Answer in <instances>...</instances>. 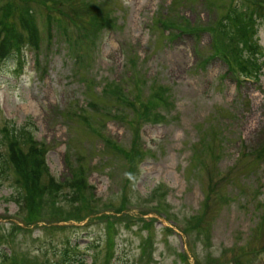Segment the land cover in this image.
I'll return each instance as SVG.
<instances>
[{
	"label": "rangeland",
	"instance_id": "obj_1",
	"mask_svg": "<svg viewBox=\"0 0 264 264\" xmlns=\"http://www.w3.org/2000/svg\"><path fill=\"white\" fill-rule=\"evenodd\" d=\"M234 10L254 83L214 49ZM11 30L0 130L25 124L56 186L29 212L2 165L0 264H264V0H0Z\"/></svg>",
	"mask_w": 264,
	"mask_h": 264
},
{
	"label": "trees",
	"instance_id": "obj_2",
	"mask_svg": "<svg viewBox=\"0 0 264 264\" xmlns=\"http://www.w3.org/2000/svg\"><path fill=\"white\" fill-rule=\"evenodd\" d=\"M240 6L241 5L238 7ZM232 13L233 15L230 17L228 23H221L216 30L214 49L216 50L217 54H220L222 57L226 56L228 59L231 58V67L237 75L257 81L255 78V68L259 70L260 66L257 67L255 64V55L260 53V48L255 47L254 44L250 43L248 40V29L245 19L242 18L244 14L239 10H234ZM29 26L33 30L31 25ZM91 26L98 27L97 24H92ZM227 26L235 27L234 34L238 35L241 48L243 47V50L241 48L238 49L237 47H234L235 50H233L231 57L226 54V46H223L222 42L218 41V37L222 35V37L229 41V43L232 45V32L228 30ZM184 30L187 31V29ZM0 34L4 36L2 38V42L0 43V55L7 54L6 57H9L14 53L19 52L20 48L18 47L19 42L17 40V35L19 34L13 33L12 30L10 31V35L4 32H0ZM8 51H11V53ZM114 86L117 87V85ZM119 93L121 94V92L118 90L117 94L119 97H121ZM152 102L154 101H148L150 105ZM26 127L27 126L25 124L20 127H15L13 130L14 132L10 133L8 132V128L14 127L11 124H6L5 128L0 130V139L6 141L5 146L7 149L6 159L0 162V171L2 169V165H4L6 161L12 165L15 170L13 198L16 203H18L20 200L23 201L26 210L32 212L30 206H32V209L37 206L36 198L40 196L38 191L43 190L48 193L54 189L56 185L52 177L48 174V169L45 165L44 159L42 158L43 154H41L42 156L40 155V157L38 156L40 146L33 139L31 133L28 129H26ZM262 151L264 152V149ZM126 152H129V149L126 150ZM45 176L46 179L44 180ZM77 256L78 254L74 251L72 254H70L69 249H62L59 251V261H54L50 264H72L74 261L77 262ZM5 259L6 257L3 255L1 260Z\"/></svg>",
	"mask_w": 264,
	"mask_h": 264
}]
</instances>
